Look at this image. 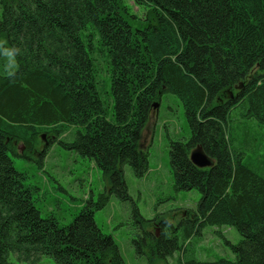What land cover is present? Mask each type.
I'll use <instances>...</instances> for the list:
<instances>
[{"label":"trees","instance_id":"1","mask_svg":"<svg viewBox=\"0 0 264 264\" xmlns=\"http://www.w3.org/2000/svg\"><path fill=\"white\" fill-rule=\"evenodd\" d=\"M133 3L140 16L125 0H0V264L10 255L126 264L93 213L111 195L131 202L122 168L147 172L141 133L164 94L179 100L189 128L170 143L173 189L200 199L175 227L156 222L133 240L136 253L146 255L141 243L152 258L181 252V264H264V155L252 162L253 138L238 139L230 126L235 109L264 125V0ZM10 48L18 49L11 67ZM69 129L71 141L59 144L92 161L110 186L60 226L41 217L8 153L19 157L13 144L30 151L41 134ZM198 146L211 167L191 163ZM216 226L240 235L228 244L234 259L197 260L187 241Z\"/></svg>","mask_w":264,"mask_h":264},{"label":"rangeland","instance_id":"2","mask_svg":"<svg viewBox=\"0 0 264 264\" xmlns=\"http://www.w3.org/2000/svg\"><path fill=\"white\" fill-rule=\"evenodd\" d=\"M125 3L134 14H142L143 10L134 6L133 0H125ZM101 76L105 79L104 66H101ZM230 126L238 139L253 138L252 147L246 150L247 156L252 162L260 161L264 155V125L243 120L235 109L230 112ZM71 131L69 129L62 135L41 134L30 151L15 143L13 150L19 157L8 153L16 170L23 174L22 183L30 189L41 217L51 216L60 226L68 225L89 201L96 203L98 196L110 186L92 161L59 144L71 141ZM188 136L189 128L181 103L174 95H162L140 138V149L148 159L147 172L136 177L128 166L122 168L131 202H121L111 195L103 208L94 210L96 226L112 237L126 264H181V252L166 258H152L141 243L139 245L147 253L138 255L133 240L138 243L144 231L154 232L152 225L156 222L175 227L184 215L196 209L199 192L174 191L169 163L170 143ZM132 204L136 205L139 216L135 215ZM240 240L233 227H206L199 235L191 237L185 246L199 261L233 260L228 244L235 245ZM9 263L55 264L47 256L19 261L14 255L9 256Z\"/></svg>","mask_w":264,"mask_h":264},{"label":"water","instance_id":"3","mask_svg":"<svg viewBox=\"0 0 264 264\" xmlns=\"http://www.w3.org/2000/svg\"><path fill=\"white\" fill-rule=\"evenodd\" d=\"M241 87V86H240ZM153 110H156L158 108V104L155 103L152 106ZM190 161L191 163L196 166L197 168H209L212 165V161L209 159V157L202 151L201 147H196L191 153H190Z\"/></svg>","mask_w":264,"mask_h":264},{"label":"clouds","instance_id":"4","mask_svg":"<svg viewBox=\"0 0 264 264\" xmlns=\"http://www.w3.org/2000/svg\"><path fill=\"white\" fill-rule=\"evenodd\" d=\"M17 51L18 49H15V48L4 49V55L9 60V67L15 65L16 63L15 56H16Z\"/></svg>","mask_w":264,"mask_h":264},{"label":"bare ground","instance_id":"5","mask_svg":"<svg viewBox=\"0 0 264 264\" xmlns=\"http://www.w3.org/2000/svg\"><path fill=\"white\" fill-rule=\"evenodd\" d=\"M44 198V197H43ZM39 202V201H38Z\"/></svg>","mask_w":264,"mask_h":264},{"label":"flooded vegetation","instance_id":"6","mask_svg":"<svg viewBox=\"0 0 264 264\" xmlns=\"http://www.w3.org/2000/svg\"><path fill=\"white\" fill-rule=\"evenodd\" d=\"M185 216V215H184ZM157 234V233H156Z\"/></svg>","mask_w":264,"mask_h":264}]
</instances>
